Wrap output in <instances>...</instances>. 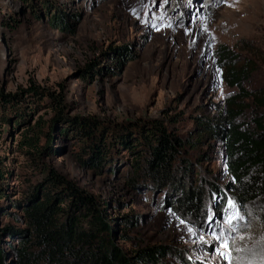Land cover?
Segmentation results:
<instances>
[{
  "label": "rangeland",
  "instance_id": "rangeland-1",
  "mask_svg": "<svg viewBox=\"0 0 264 264\" xmlns=\"http://www.w3.org/2000/svg\"><path fill=\"white\" fill-rule=\"evenodd\" d=\"M54 13L70 31L50 24ZM220 47L254 63L245 90L264 88V0H0V96L43 89L66 105L67 118H88L115 138L154 121L185 135L195 116H217L237 92L223 79ZM43 99L28 120L53 116ZM258 115L249 109L237 123L253 128ZM54 138L55 154L44 161L112 203L109 222L125 252L164 246L168 264H264V204L238 202L220 153L208 152L192 171L190 183L203 190L193 217L169 185L140 177L127 185L124 152L98 174L78 162L74 141ZM17 159L12 169L27 181L33 171Z\"/></svg>",
  "mask_w": 264,
  "mask_h": 264
},
{
  "label": "trees",
  "instance_id": "trees-1",
  "mask_svg": "<svg viewBox=\"0 0 264 264\" xmlns=\"http://www.w3.org/2000/svg\"><path fill=\"white\" fill-rule=\"evenodd\" d=\"M49 21L70 31L61 14H52ZM218 55L224 81L237 92L226 98L217 116H195L185 135L154 121L115 138L88 118H67L66 105L43 89L32 86L18 95L0 96V264H168L164 246L131 253L120 248L107 212L112 203L83 190L44 161L55 154L56 134L74 141L78 162L98 174L112 171V158L124 152L127 185L137 186L138 177L155 187L169 185L178 194L177 207L190 216H199L203 199L202 186L190 183L192 171L208 152L221 154L236 181L238 202L264 204V88L242 87L256 71L254 63L239 60L223 47ZM46 96L53 116L28 120L32 106ZM249 109L259 114L250 129L237 123ZM14 154L33 171L27 181L12 169L18 160ZM122 220L124 225L133 223L129 216Z\"/></svg>",
  "mask_w": 264,
  "mask_h": 264
},
{
  "label": "snow or ice",
  "instance_id": "snow-or-ice-1",
  "mask_svg": "<svg viewBox=\"0 0 264 264\" xmlns=\"http://www.w3.org/2000/svg\"><path fill=\"white\" fill-rule=\"evenodd\" d=\"M229 204H231V201H229ZM181 223H183V221H181Z\"/></svg>",
  "mask_w": 264,
  "mask_h": 264
}]
</instances>
